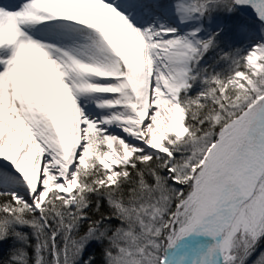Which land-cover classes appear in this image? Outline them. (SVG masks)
<instances>
[{
    "label": "snow or ice",
    "instance_id": "1",
    "mask_svg": "<svg viewBox=\"0 0 264 264\" xmlns=\"http://www.w3.org/2000/svg\"><path fill=\"white\" fill-rule=\"evenodd\" d=\"M93 245L264 264V0H0V264Z\"/></svg>",
    "mask_w": 264,
    "mask_h": 264
},
{
    "label": "trees",
    "instance_id": "2",
    "mask_svg": "<svg viewBox=\"0 0 264 264\" xmlns=\"http://www.w3.org/2000/svg\"><path fill=\"white\" fill-rule=\"evenodd\" d=\"M103 210L104 211H108L107 208V204L106 202L103 205ZM90 215H93V217H95L97 214L95 213V209L93 208L92 211H90ZM119 223L118 221H113V224H117ZM31 251V250H29ZM89 253H92L95 255V264H104V259H103V255H102V250L100 246L97 245H93L88 249L87 255ZM87 257V256H86Z\"/></svg>",
    "mask_w": 264,
    "mask_h": 264
},
{
    "label": "bare ground",
    "instance_id": "3",
    "mask_svg": "<svg viewBox=\"0 0 264 264\" xmlns=\"http://www.w3.org/2000/svg\"><path fill=\"white\" fill-rule=\"evenodd\" d=\"M5 2H8V3H18L19 0H5Z\"/></svg>",
    "mask_w": 264,
    "mask_h": 264
},
{
    "label": "rangeland",
    "instance_id": "4",
    "mask_svg": "<svg viewBox=\"0 0 264 264\" xmlns=\"http://www.w3.org/2000/svg\"><path fill=\"white\" fill-rule=\"evenodd\" d=\"M86 256H87V253H85V258H86Z\"/></svg>",
    "mask_w": 264,
    "mask_h": 264
}]
</instances>
